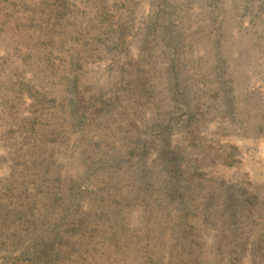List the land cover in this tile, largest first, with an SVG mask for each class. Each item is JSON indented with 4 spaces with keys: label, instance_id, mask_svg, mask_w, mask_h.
<instances>
[{
    "label": "rangeland",
    "instance_id": "374dc122",
    "mask_svg": "<svg viewBox=\"0 0 264 264\" xmlns=\"http://www.w3.org/2000/svg\"><path fill=\"white\" fill-rule=\"evenodd\" d=\"M0 264H264V0H0Z\"/></svg>",
    "mask_w": 264,
    "mask_h": 264
},
{
    "label": "trees",
    "instance_id": "16d2710c",
    "mask_svg": "<svg viewBox=\"0 0 264 264\" xmlns=\"http://www.w3.org/2000/svg\"><path fill=\"white\" fill-rule=\"evenodd\" d=\"M170 72V74L171 73H173V75H174V77H178V72H177V70H176V68H175V66H173L172 68H171V71H169ZM176 88L178 89V90H180L179 89V85L177 86L176 85ZM162 151L163 150H158V152L160 153V155H161V161L163 162V164L164 165H166L167 163L168 164H170L173 160H166L167 158L164 156V154H165V152H166V149H165V151H164V153L162 154ZM171 158V157H170ZM175 160V159H174ZM237 212V214H239V211L238 210H236ZM241 212H243L244 210H240ZM59 219V218H58Z\"/></svg>",
    "mask_w": 264,
    "mask_h": 264
}]
</instances>
